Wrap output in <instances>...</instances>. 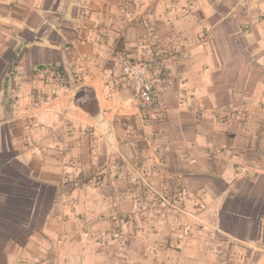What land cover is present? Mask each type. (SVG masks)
<instances>
[{"label": "crops", "instance_id": "obj_1", "mask_svg": "<svg viewBox=\"0 0 264 264\" xmlns=\"http://www.w3.org/2000/svg\"><path fill=\"white\" fill-rule=\"evenodd\" d=\"M124 1L0 0V264H103L116 211L112 264H264V0ZM144 40L166 50L150 105L105 79ZM179 185L176 251L179 220L143 234L133 196Z\"/></svg>", "mask_w": 264, "mask_h": 264}, {"label": "rangeland", "instance_id": "obj_2", "mask_svg": "<svg viewBox=\"0 0 264 264\" xmlns=\"http://www.w3.org/2000/svg\"><path fill=\"white\" fill-rule=\"evenodd\" d=\"M137 170L139 171L138 168ZM82 180H86L89 185L93 186L98 183V179L95 175H86L85 172L83 175V171L82 176L79 178V181ZM79 184L80 183L78 182L77 186H79ZM179 187L181 186H177L175 190L177 193L179 192L181 194L182 191H179ZM150 193L151 195L149 199L150 203H148V209L146 208V204H144L145 200L141 194L137 193L133 196L135 205L134 215H136V220L134 221H136V228L140 229L145 235H153L160 229V227L158 228L156 225V219H160L161 216L166 218L169 217V219H171L173 216L179 220V223L175 229L171 228L166 232L168 239L164 240L162 242L163 244H161L176 251L180 250L181 246L178 242L179 237L176 233H185L190 231L191 228V225L189 224L191 220H189V218L192 217V215L185 211V201L188 197L186 196V198H184L185 196L181 194L179 198L176 197L174 199L171 193L165 192L162 188H154L150 191ZM175 205L180 209H177ZM125 215L126 214L120 211L113 213L111 217L114 225L111 226L98 241V244L104 247L107 253L109 252V256L106 255V259L103 261V264H112L113 257L121 254L124 250L127 235L126 227L129 222ZM183 216L186 217L187 220H185ZM83 232H87L86 229H84Z\"/></svg>", "mask_w": 264, "mask_h": 264}, {"label": "built area", "instance_id": "obj_3", "mask_svg": "<svg viewBox=\"0 0 264 264\" xmlns=\"http://www.w3.org/2000/svg\"><path fill=\"white\" fill-rule=\"evenodd\" d=\"M127 3L125 0L120 4L121 12L126 11ZM165 52L163 45L147 40L140 43V51L134 56L128 54L125 47H118L114 51L115 66L105 74V79L114 89L133 88L141 104H153L157 101L153 77L165 68ZM181 54L185 56L184 51ZM178 189L187 196L183 188Z\"/></svg>", "mask_w": 264, "mask_h": 264}]
</instances>
